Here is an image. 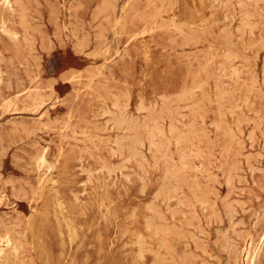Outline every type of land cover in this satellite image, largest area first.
Instances as JSON below:
<instances>
[{
	"label": "rangeland",
	"instance_id": "rangeland-1",
	"mask_svg": "<svg viewBox=\"0 0 264 264\" xmlns=\"http://www.w3.org/2000/svg\"><path fill=\"white\" fill-rule=\"evenodd\" d=\"M11 6L0 264H264V0Z\"/></svg>",
	"mask_w": 264,
	"mask_h": 264
},
{
	"label": "bare ground",
	"instance_id": "bare-ground-1",
	"mask_svg": "<svg viewBox=\"0 0 264 264\" xmlns=\"http://www.w3.org/2000/svg\"><path fill=\"white\" fill-rule=\"evenodd\" d=\"M0 5L1 6H3L5 9H11L12 8V6H11V0H2V2L0 3ZM0 19H1V16H0ZM1 22V21H0ZM0 25H1V23H0ZM1 31V30H0ZM0 75H1V70H0ZM1 77V76H0ZM30 89V88H29ZM35 89V88H34ZM148 112V111H147ZM153 121V120H152ZM118 126V125H117ZM128 129V128H127ZM176 130V129H175ZM146 131V130H145ZM130 132V131H129ZM147 132V131H146ZM145 132V133H146ZM149 133V132H148ZM145 138V137H144ZM62 139V138H61ZM135 141H136V139H135ZM177 141V140H176ZM52 143V142H51ZM154 144V143H153ZM148 145V144H147ZM160 154V153H159ZM43 155H44V153H43ZM161 158V157H160ZM163 158V157H162ZM43 160V159H42ZM38 161V160H37ZM41 165V164H40ZM44 170V169H43ZM230 209V208H229ZM230 211V210H229ZM155 229V228H154ZM4 242H6L7 244L8 243H10V240H9V238H6V241H4ZM9 246V245H8Z\"/></svg>",
	"mask_w": 264,
	"mask_h": 264
}]
</instances>
